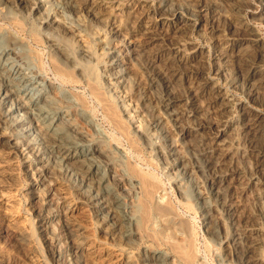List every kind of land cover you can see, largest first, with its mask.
I'll list each match as a JSON object with an SVG mask.
<instances>
[{"label":"bare ground","instance_id":"bare-ground-1","mask_svg":"<svg viewBox=\"0 0 264 264\" xmlns=\"http://www.w3.org/2000/svg\"><path fill=\"white\" fill-rule=\"evenodd\" d=\"M60 1L0 0V6L3 5L0 7V18L7 20L16 17V11L21 9L22 17L26 22L30 21L29 31L39 33L45 39L61 64V70L75 71L81 79H93L98 89H105L133 126V135L141 143L149 144L156 155L165 157L167 169L180 166L186 172L188 163L185 162L183 151L175 147L172 133L164 127V118L172 123L183 144L182 148L188 150L190 141L203 145L205 159L193 158V167L196 173L209 175L210 194L227 219H230V224L226 221L219 225L213 224L212 232H221L227 242L230 240L235 243L233 245L242 255L241 264H263L262 251L255 246L258 244L257 237L254 238L253 246L246 244L245 238L250 233L247 234L241 225L243 218L236 215L239 204L234 199L233 190L238 189L240 195L245 196L249 187L264 186V146L254 147V153L261 162L257 166L259 175L246 178L237 166L227 163L239 152L219 141V137L227 132V123L223 127L218 123L216 132H212L210 127L197 120L200 110L195 104L199 93L208 95L212 109L219 115H223L225 109L235 103L226 97L222 85L215 82L216 73L214 76H201L202 70H193L187 57L189 55H181L178 48L164 55L160 68L156 66L158 58L153 55V44L159 38V30L175 31L188 25L195 26L196 23H191V18L185 17L179 9L170 8L168 0H157L156 4L133 0L134 6L137 5L132 15L136 16L134 20L127 15L128 1L108 6L107 0H62L68 9L85 11L94 21L92 25L99 22L110 34L102 41L104 53H98L92 43L88 48L78 47L81 29L65 19L58 7ZM113 9L121 12L120 18ZM208 11V8H199L200 13L206 14ZM169 17L174 21L167 23ZM151 19H157V22L141 25L142 21ZM241 29L249 36L247 42L239 45L221 37L218 42L224 46V52L217 56L222 63V71L228 70V56L233 59L242 77V84L248 88L251 96L256 97L258 89L264 87V71L256 60L264 56V42L260 41L250 26L243 24ZM21 42V39L7 35L6 31H0L1 236L18 243L29 264H40L44 249L57 264H89L88 259L92 257L101 264H135L133 253L125 247L127 244L138 245V260L141 264H170L168 253L146 245L139 246V204L133 200L127 201L138 185L135 178L127 173L121 151L94 127L91 114L76 104L71 94L63 90L61 94L55 93L52 91L54 83L33 68L29 70L23 67V59L27 57L21 54ZM249 46L253 53L249 51ZM187 50L198 53L201 58L205 55V50L199 45L188 47ZM106 55L108 60L105 62L103 57L107 59ZM143 55L151 58L148 68L151 71L153 69V75L150 71L155 79L152 87L163 86L164 93L159 96L157 106H153L141 91H137L138 103L127 102L133 92L129 88L128 75ZM99 64H103L106 72L103 82L97 74ZM190 72L202 77L196 87L193 82L186 81ZM249 80L253 81L250 83ZM176 89L181 94L177 95ZM144 111L152 115L153 121L148 125H135L133 118L138 117L137 121L141 123ZM240 111L241 121H246L243 125L246 133L250 138L264 143L262 113L244 104H241ZM156 127L162 129V136L153 131ZM236 127L233 130L239 129V126ZM155 138L161 140L156 142ZM20 171L30 183L23 200H29L27 209L36 211L31 215V220L39 218L37 231L41 233V245L38 236L30 229L29 218L22 219L17 215L16 205L20 204L21 199L16 200V189L12 185L17 182ZM146 182L152 184L149 178ZM180 186L177 188L184 199V190ZM60 187L68 191L70 198L59 191ZM261 191L254 192L256 197L262 196ZM204 202L209 204L207 199ZM157 208L158 213L165 217L163 229L177 231L180 227L170 219L169 209L163 205ZM210 208V204H205V218H209ZM146 209L145 218L150 222L156 207L147 204ZM87 215L93 218L99 232L114 241V250L112 248L111 252L103 253L102 248L94 244L96 239H89L82 219Z\"/></svg>","mask_w":264,"mask_h":264},{"label":"rangeland","instance_id":"rangeland-1","mask_svg":"<svg viewBox=\"0 0 264 264\" xmlns=\"http://www.w3.org/2000/svg\"><path fill=\"white\" fill-rule=\"evenodd\" d=\"M119 1L123 3L128 1L126 10L129 14L127 15H130L132 18L137 6H134L133 0H107V5L114 4L116 6L120 3ZM143 2L156 4L157 0H143ZM168 4L172 9H179L185 17L191 18L189 20L191 23H196V25H188L179 30L175 29V31L171 29L159 30V38L153 44L155 46L153 47V55L155 54L158 58L157 65L155 64L157 69L162 66L164 55H168V52H173L178 48L181 55H189L187 57L193 70L198 72L202 70L201 76H208L209 74L214 76L216 73L214 76L215 82L222 85L225 89L226 97L232 99V102L235 103L231 102L232 105L225 109V113L219 115L215 113L214 108L212 109L208 95L199 93L197 94V104H195L200 110L197 120L202 122L203 125L206 124L210 127L209 130L212 129V132H216L218 123H221L222 127L227 123V132L219 137V141L224 144L227 143L228 147L239 152L235 153L230 159L229 156L227 163L237 166L238 169L243 171L246 178L256 174L259 175L257 166L261 162L254 153V147L259 148L260 146H264V143L250 138L251 136L244 130L246 121H241L240 106L244 104L247 107L249 106V108L258 109L264 116V87L258 89L256 97L251 96L248 88L242 84V77L236 63L232 61L233 59L231 60V57L228 56V70L222 71V63L218 60L217 54L224 52V46H221L218 42V39L221 37L239 45L247 42L246 39L249 36L241 29L243 24L253 28L259 36L260 41L264 42V0H168ZM0 7L2 8L3 5ZM58 7H60L63 16L69 23L81 29L82 35L80 36L78 47L88 48L92 43L95 51L104 53L102 49L104 42L102 41L105 36H109L110 34L106 32L103 24L98 22L92 25L94 21L90 19L85 11L79 8L68 9L62 0L58 2ZM200 7L208 8V13H200ZM113 11L118 18L121 17V12L115 9ZM16 13H18L16 17L7 20L0 18V31H6L7 35L21 39V43H23L21 54L27 57L26 60L23 59L25 62L23 63V67L29 70L33 68L40 72L45 79L54 83L55 86L52 91L55 93L61 94L63 90L71 94L76 104L83 106L91 114L95 123L94 127L108 138L111 145L121 151L123 165L127 173L135 178L138 185L137 189L127 198V201L133 200L135 204H139L137 212L140 235L139 246L146 245L155 250L168 253L170 264H241L242 258L240 257L242 255L239 250H236L235 243L230 240L227 242L220 231V233L212 232L211 227L213 224L219 225L223 221L230 224V219H227V215L218 207L215 199L210 194L209 175H200L196 173L195 167H193V158L205 159L204 146L199 144V142L190 141L188 150L182 148L183 144L179 139V135L176 134L172 123L167 118H164V127L172 133L175 138V147L183 151L182 154L185 155V162L188 163L186 172L182 171L179 168L180 166L167 169L166 163L164 164L165 157L156 155L149 144L145 145L141 143L133 135V126L126 120L125 114L116 105L110 94L103 88L98 89L93 79H81L75 71L70 69L61 70V64L58 63L52 54L53 52L44 41L45 39L39 33L29 31L30 21L26 22L24 17H22L21 9L16 11ZM135 13L139 14L137 11ZM200 14L201 16L197 18ZM134 19H136V16L132 18V20ZM169 19V21H166L167 23L174 21L170 17ZM156 20L142 21L141 25H145L146 23L155 24ZM197 45L201 46L203 51L205 50V55L202 58L198 56V53L194 54L192 50H187L188 47ZM206 51L208 54H206ZM249 51L253 53L251 46H249ZM103 59L106 62L108 57L107 59L103 57ZM150 60L151 58L148 55H143L139 63L130 70L128 75L130 80L129 88L133 92L129 95L128 103L130 101L132 104L133 102L135 104L138 103L137 91H141L147 95L153 106H157L156 102L159 96L164 93L161 88L163 87L162 85L161 87H159L160 85L152 87L155 79L152 76L153 69L151 71L148 68V65L151 64ZM256 60L264 71V56ZM103 64H99L97 68L99 80L102 82L104 81V75H106ZM66 74H68V77ZM201 78L199 75L190 72L186 81L193 82L194 87H196L199 85L198 81ZM252 81L249 80L250 83ZM176 94H181L178 89H176ZM62 102L68 104L67 101L62 100ZM143 118L142 122L139 123L137 121L139 118L135 116L133 118L135 125L138 126L143 123L144 125H148L153 121L152 115L145 113V111L143 112ZM213 126L214 128H212ZM236 126H239V129L233 130V127ZM153 131H157V134L162 136L161 132L163 131L160 127L154 128ZM160 140L161 138H155L156 142ZM229 168L233 169L236 167ZM19 173L17 182L12 185V188L16 189V200L21 199L20 204L16 205L17 215L22 219L24 217L29 218L28 224L30 229L35 233V236H38V242L41 245L42 240L39 237L41 233L37 231L39 218L36 217L34 220H31V215L35 214L36 211L27 209L29 200H23V194L29 188L30 183L25 180V175L22 171ZM148 178L152 181L151 185H148V182H146ZM9 184L11 183L9 182ZM178 185H181V189L184 190V199L177 188ZM237 190H233L234 199L239 204L236 215L243 218L241 225L247 230V234L250 233L245 238L246 244L253 246L255 242L254 238L255 236L257 237L258 244L255 246H258L262 251L263 256L261 258L264 264V186L262 188L255 185L249 187L245 196L240 195ZM258 190H262V196L260 197H256L255 195ZM59 191L65 193L70 198L68 191L62 189V187H60ZM205 198L211 205L209 218H205L206 212L204 206L205 204L209 205L207 202H204ZM147 204L156 207L150 222H147L145 218ZM159 205L166 206L169 209L170 219L176 223V226L178 225V228L180 227L177 231L170 228L163 229L166 222L163 221L165 217L158 213L157 207ZM75 208L76 205L74 206ZM82 219L89 239H96L94 244L102 248L103 253L111 252L114 247V241L98 231L91 216L87 215ZM125 247L129 252L133 253L136 259L135 264H141L138 260L140 253L138 245L127 244ZM250 254L249 257H252V254ZM247 258L248 255L246 256ZM94 259V257L89 258L88 263L101 264ZM0 264H29L22 247L18 243L2 237L1 234ZM40 264L57 263L55 260L50 259L47 250L44 249L41 252Z\"/></svg>","mask_w":264,"mask_h":264}]
</instances>
